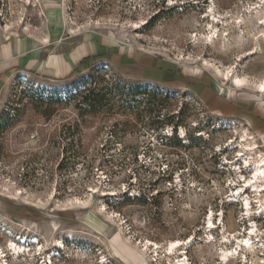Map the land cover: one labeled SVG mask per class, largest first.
Returning <instances> with one entry per match:
<instances>
[{"label": "rangeland", "instance_id": "rangeland-1", "mask_svg": "<svg viewBox=\"0 0 264 264\" xmlns=\"http://www.w3.org/2000/svg\"><path fill=\"white\" fill-rule=\"evenodd\" d=\"M263 15L264 0H0V264H264V213L236 201L244 128L264 153L247 109L116 63L151 54L235 108L264 103ZM253 222L255 252L237 242Z\"/></svg>", "mask_w": 264, "mask_h": 264}, {"label": "crops", "instance_id": "crops-1", "mask_svg": "<svg viewBox=\"0 0 264 264\" xmlns=\"http://www.w3.org/2000/svg\"><path fill=\"white\" fill-rule=\"evenodd\" d=\"M86 52L87 50L82 46L81 53ZM116 63L122 74L132 80L152 82L168 88H177L180 85H186L191 91L199 93L200 96L206 99L214 111L223 115L234 114L235 110L236 112L239 111L240 107L243 109L246 108L248 111L246 113H249L247 117L256 125L253 128L254 133L263 135L264 140V103L258 102L255 95H249V98L239 99L240 103L235 108V105L232 103L236 95L235 91L231 92V90L227 89H218L215 83L207 85L201 83V80L198 78L194 80L200 81V83L185 84V81L190 78L188 76H191V73H188L183 67H178L176 63L165 60L164 58L139 52L126 57L119 55ZM196 75L202 78L204 73L198 70Z\"/></svg>", "mask_w": 264, "mask_h": 264}, {"label": "bare ground", "instance_id": "bare-ground-1", "mask_svg": "<svg viewBox=\"0 0 264 264\" xmlns=\"http://www.w3.org/2000/svg\"><path fill=\"white\" fill-rule=\"evenodd\" d=\"M261 20V23L264 24V15ZM240 23L242 25L245 22L241 21ZM218 71L219 73L222 72L220 69H218ZM226 79L229 80V76ZM233 83L237 87H245L251 84L246 77H242L240 74L233 76ZM255 87L258 92H262L264 94V81L256 83ZM261 147L262 146L258 145L254 137L251 136V133L247 130V128H244V130L236 138V148L238 152L236 154V165H238L237 161H243L241 163H244L246 168H251L252 170L251 175L245 176L241 171L242 166H236V170L238 173L240 172V177H242L240 180L242 183H236V201H241L243 210L246 211L245 214L250 220L253 219V214L264 213V153L261 152ZM252 193H254V196ZM253 202L258 204L257 210H254ZM210 220H212V218H210ZM253 223L254 224L251 230L246 233V236L243 238L237 237V242L240 248L247 247L252 251L254 250L255 252V248H257L255 238L259 237L260 233H258L257 224L255 222ZM176 247L177 243L171 244L172 250H174ZM186 264L189 263L186 262Z\"/></svg>", "mask_w": 264, "mask_h": 264}, {"label": "trees", "instance_id": "trees-1", "mask_svg": "<svg viewBox=\"0 0 264 264\" xmlns=\"http://www.w3.org/2000/svg\"><path fill=\"white\" fill-rule=\"evenodd\" d=\"M128 87H131L132 88V93L133 94H139L141 91L139 90L142 86L141 85H128ZM89 94L90 95H86L85 97H84V101H86V103H84V104H86L85 105V108H89L90 107V105H91V108H94L95 107V104L98 102V101H102L103 100V98H104V96H101L100 95V92H96L94 89H92V91H89ZM91 95H94V98H96V97H99V95L101 96V98H98V99H94V98H91L90 96ZM40 99H42V100H50L51 102H53V103H59L60 102V98L59 97H57V98H55L53 95H50V97H45L44 95H43V93L42 94H40ZM98 100V101H97ZM46 111H47V115H50L51 114V112H52V109H50L49 107H47V109H46Z\"/></svg>", "mask_w": 264, "mask_h": 264}]
</instances>
